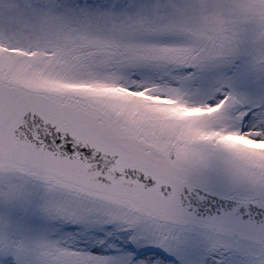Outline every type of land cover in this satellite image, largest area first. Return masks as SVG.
Returning a JSON list of instances; mask_svg holds the SVG:
<instances>
[{"label": "snow or ice", "instance_id": "obj_1", "mask_svg": "<svg viewBox=\"0 0 264 264\" xmlns=\"http://www.w3.org/2000/svg\"><path fill=\"white\" fill-rule=\"evenodd\" d=\"M0 264H264V0H0Z\"/></svg>", "mask_w": 264, "mask_h": 264}]
</instances>
